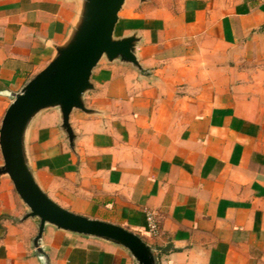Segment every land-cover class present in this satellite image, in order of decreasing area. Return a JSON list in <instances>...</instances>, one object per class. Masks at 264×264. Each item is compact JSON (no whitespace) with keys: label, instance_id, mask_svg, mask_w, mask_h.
<instances>
[{"label":"crops","instance_id":"obj_1","mask_svg":"<svg viewBox=\"0 0 264 264\" xmlns=\"http://www.w3.org/2000/svg\"><path fill=\"white\" fill-rule=\"evenodd\" d=\"M135 0L115 35L141 37L139 71L102 59L97 112L72 111L75 150L57 109L30 129L43 190L68 210L125 227L156 264H264V0ZM76 0H0V122L71 28ZM2 158L0 154V164ZM158 232L146 230V212ZM0 177V264H136L124 249L37 220Z\"/></svg>","mask_w":264,"mask_h":264},{"label":"water","instance_id":"obj_2","mask_svg":"<svg viewBox=\"0 0 264 264\" xmlns=\"http://www.w3.org/2000/svg\"><path fill=\"white\" fill-rule=\"evenodd\" d=\"M73 24L47 64L14 92L2 91L10 99L0 122V177H8L25 213L17 218L37 220L33 246L43 254L42 235L47 225L73 234L112 243L133 258L136 264H156L153 247L137 233L111 222L90 218L62 207L41 187L30 163V129L44 112L57 109L59 129L69 147L75 150L77 135L70 123L74 110L86 114L97 111L85 103L94 90L93 70L104 59L130 64L139 71L141 37L137 31L116 36L115 25L126 0H76ZM144 2L146 0H139Z\"/></svg>","mask_w":264,"mask_h":264},{"label":"built area","instance_id":"obj_3","mask_svg":"<svg viewBox=\"0 0 264 264\" xmlns=\"http://www.w3.org/2000/svg\"><path fill=\"white\" fill-rule=\"evenodd\" d=\"M146 230L150 235H155L158 232L157 219L154 212H146Z\"/></svg>","mask_w":264,"mask_h":264},{"label":"rangeland","instance_id":"obj_4","mask_svg":"<svg viewBox=\"0 0 264 264\" xmlns=\"http://www.w3.org/2000/svg\"><path fill=\"white\" fill-rule=\"evenodd\" d=\"M127 1V3L130 5L132 2H135V0H126ZM154 1H157V2H159L158 0H154Z\"/></svg>","mask_w":264,"mask_h":264}]
</instances>
